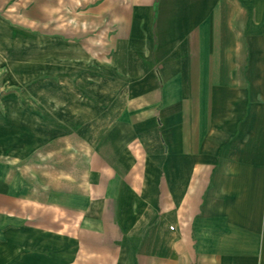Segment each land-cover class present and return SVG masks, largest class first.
Returning a JSON list of instances; mask_svg holds the SVG:
<instances>
[{
  "label": "crops",
  "instance_id": "crops-1",
  "mask_svg": "<svg viewBox=\"0 0 264 264\" xmlns=\"http://www.w3.org/2000/svg\"><path fill=\"white\" fill-rule=\"evenodd\" d=\"M0 264H264V0H0Z\"/></svg>",
  "mask_w": 264,
  "mask_h": 264
}]
</instances>
